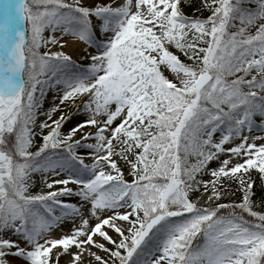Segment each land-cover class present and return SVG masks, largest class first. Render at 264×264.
<instances>
[{
    "label": "snow or ice",
    "instance_id": "6c2138e0",
    "mask_svg": "<svg viewBox=\"0 0 264 264\" xmlns=\"http://www.w3.org/2000/svg\"><path fill=\"white\" fill-rule=\"evenodd\" d=\"M186 5L0 0V264H264V0Z\"/></svg>",
    "mask_w": 264,
    "mask_h": 264
},
{
    "label": "rangeland",
    "instance_id": "374dc122",
    "mask_svg": "<svg viewBox=\"0 0 264 264\" xmlns=\"http://www.w3.org/2000/svg\"><path fill=\"white\" fill-rule=\"evenodd\" d=\"M203 0H192V7H188L187 5L185 6V14L188 15L189 17H200V18H205L207 17L210 13L205 11H196V8L200 7V5L202 4ZM51 33H47V35H50ZM57 35H60L59 33H57ZM84 45L81 48V53L83 52L84 49ZM60 48L59 46H52V51H59ZM183 59V57H182ZM73 60L77 61V63L80 64H84L85 61L83 60L81 55H78V57L73 58ZM46 107H48V105H46ZM74 109H67L65 114H70L71 112H73ZM77 119H83V117H77ZM257 124H259V120L257 119ZM63 131H67V128L63 129ZM261 133H254V135H260ZM257 144L262 143V141H257ZM82 154V153H81ZM213 167H215L216 165L213 164ZM254 178L258 176V174L253 173ZM205 179H207V177H205ZM257 182H259L260 185V181L257 179ZM227 186V185H226ZM257 186V185H256ZM236 185H232V188L229 189V194L226 195L224 197V199H222L220 202L221 203H232V202H239L240 201V193L238 191H235ZM40 190V181H39V177H37V187H35L33 189V191H39ZM66 202L69 203H77V198H70V199H66ZM57 235H60V233H57ZM114 235V234H113ZM61 264H65V258L61 259Z\"/></svg>",
    "mask_w": 264,
    "mask_h": 264
},
{
    "label": "bare ground",
    "instance_id": "6f19581e",
    "mask_svg": "<svg viewBox=\"0 0 264 264\" xmlns=\"http://www.w3.org/2000/svg\"><path fill=\"white\" fill-rule=\"evenodd\" d=\"M62 42H65V41H62ZM67 43V47L63 48V49H60L59 51H64L66 54H69L72 56V58H76L78 57V53H81V48L83 46L82 43H74L72 40H67L66 41Z\"/></svg>",
    "mask_w": 264,
    "mask_h": 264
},
{
    "label": "trees",
    "instance_id": "16d2710c",
    "mask_svg": "<svg viewBox=\"0 0 264 264\" xmlns=\"http://www.w3.org/2000/svg\"><path fill=\"white\" fill-rule=\"evenodd\" d=\"M256 191H257V196L255 197V200L257 201V203L260 202L261 200V196H260V185H259V182H257V186H256ZM240 199H241V193H240Z\"/></svg>",
    "mask_w": 264,
    "mask_h": 264
}]
</instances>
